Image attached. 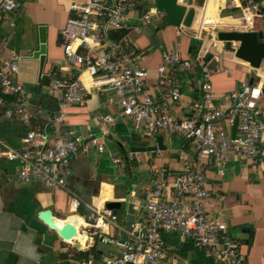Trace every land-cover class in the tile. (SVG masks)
Segmentation results:
<instances>
[{
    "label": "crops",
    "instance_id": "1",
    "mask_svg": "<svg viewBox=\"0 0 264 264\" xmlns=\"http://www.w3.org/2000/svg\"><path fill=\"white\" fill-rule=\"evenodd\" d=\"M85 1L22 0L20 9L1 18L0 64L11 61L14 54L21 56L18 78L28 90L33 111L37 106L44 113L59 109L60 94L51 90L49 74L56 70L64 76L76 71L65 61L60 32L69 6L73 2ZM178 2L187 9H194L190 26L170 25L164 12L153 13L151 22L146 24L145 14L150 7H156L155 0H148L130 11L123 31L115 35L116 38L123 35L129 39L137 64L148 71L146 83L153 93L156 92L157 69L162 63L164 50L188 56L200 49L204 52L220 32L246 31L244 0ZM40 26L46 27L44 73L47 83L38 82L39 61L32 57L39 48ZM250 31L262 33L264 38L259 22ZM204 33H208L206 39ZM218 43L224 44L220 40ZM221 67V71L212 77L213 88L220 101H227L228 93L237 89L241 81L264 82V62L260 68H254L227 49H224ZM199 74L198 66L177 72L182 98L174 104L173 116L183 118L189 114L193 101L199 95L195 87ZM65 111V127L81 135L90 130L103 143L104 150L98 152L93 147L87 156L81 155L73 160L66 188H50L40 181H20L17 178L18 164L0 158V264H75L85 259L82 254L91 248H96L97 255H89L88 258L95 264H102L106 256L118 254L121 248L93 239V234L87 231L96 211L105 208L108 202H119L121 207L113 210L118 214L121 226L127 228L132 223L130 221L143 220L147 201L145 191L152 184L153 169L164 166L173 175L182 169L185 161L194 159L195 147L189 142L168 133L154 138L146 136L120 114L114 102L99 93L92 92L82 104L67 107ZM106 115L113 118L112 123L103 121ZM44 124V117L38 114L24 123L14 111L13 98L0 94V139L18 148L29 130ZM49 132L56 136V127L50 126ZM130 152L137 155L126 167L114 162L115 158L127 160ZM207 162L210 192L207 211L225 222L231 234L243 241L244 264H264V171L245 160L231 159L218 163L211 159ZM73 196L82 199L76 212L71 209ZM47 209L51 210L56 222L73 221L81 229L80 235L85 243L79 245L78 239L64 240L51 230L39 218V214ZM108 231L115 239L126 237L123 229L113 225ZM163 235L169 248L168 263L215 264L207 252L196 247L191 239L177 232Z\"/></svg>",
    "mask_w": 264,
    "mask_h": 264
},
{
    "label": "built area",
    "instance_id": "2",
    "mask_svg": "<svg viewBox=\"0 0 264 264\" xmlns=\"http://www.w3.org/2000/svg\"><path fill=\"white\" fill-rule=\"evenodd\" d=\"M146 2L87 0L69 6L60 33L65 61L76 71L64 76L56 70L49 74L51 90L60 94L56 112L44 113L40 106L31 110L28 90L18 78L20 55L14 54L11 61L0 64V92L13 98L15 113L24 123L37 114L45 119L43 127L25 134L18 148L0 139V158L18 164L20 181H40L50 188H66L72 161L87 156L93 147L102 152L104 145L90 130L86 135L69 131L64 125L65 108L82 104L92 92L104 95L146 136L154 138L168 133L189 142L195 153L194 159L185 161L176 174L170 175L164 166L153 169L152 184L145 191L143 220L124 228L114 210L105 207L96 211L88 228L100 242L121 248L118 254L106 256L102 264H171L167 262L169 248L163 235L167 232L191 239L215 264H244L243 241L231 234L225 222L207 211L210 198L207 161L245 160L264 171V82L241 81L237 89L228 93L227 101H220L212 77L222 69L226 48L225 43L221 46L213 39L204 52L200 49L188 56L164 50L153 93L146 83L148 71L137 64L129 39L123 35L115 37L123 31L130 11ZM244 3L245 32H251L256 22L264 31V0H244ZM21 6L22 0H0V21L4 14ZM153 13L159 14L155 6L145 14L146 24L151 22ZM232 46L237 48L239 43ZM207 52L213 54L209 61L205 60ZM195 66L200 71L195 79L198 98L186 117L177 118L172 115L174 104L182 98L177 72ZM103 121L112 123L113 118L106 115ZM52 125L57 130L54 137L49 132ZM136 155L130 152L127 160L115 158L114 162L126 167ZM81 202L80 197L73 196L71 209L76 212ZM110 225L123 229L125 239L110 237ZM75 264H95V261L88 258Z\"/></svg>",
    "mask_w": 264,
    "mask_h": 264
},
{
    "label": "water",
    "instance_id": "3",
    "mask_svg": "<svg viewBox=\"0 0 264 264\" xmlns=\"http://www.w3.org/2000/svg\"><path fill=\"white\" fill-rule=\"evenodd\" d=\"M182 3H188L181 0ZM178 0H155L156 8L159 12H164L170 25L178 26L184 24L190 26L195 14L193 8L187 9L184 5L179 4ZM219 40L225 43V48L235 53V56L241 60L249 62L254 68H259L264 61V38L262 33L245 32V31H226L220 32ZM39 48L33 52L32 57L39 61L38 82L47 83V75L44 73L45 60L47 55V36L46 27H39ZM239 43L237 48L233 47V43ZM212 54L207 53L205 60L209 61ZM252 83V82H250ZM119 202H108L106 208H120ZM39 218L64 240L75 241L81 234V229L76 226L73 221L64 220L61 225H58L52 215L50 209H47L39 214ZM133 222V221H130ZM90 234L94 233L88 229Z\"/></svg>",
    "mask_w": 264,
    "mask_h": 264
},
{
    "label": "trees",
    "instance_id": "4",
    "mask_svg": "<svg viewBox=\"0 0 264 264\" xmlns=\"http://www.w3.org/2000/svg\"><path fill=\"white\" fill-rule=\"evenodd\" d=\"M1 94V92H0ZM89 255H97V250L96 248H91L89 251H87L86 253H83L82 256L85 258V259H88Z\"/></svg>",
    "mask_w": 264,
    "mask_h": 264
},
{
    "label": "bare ground",
    "instance_id": "5",
    "mask_svg": "<svg viewBox=\"0 0 264 264\" xmlns=\"http://www.w3.org/2000/svg\"><path fill=\"white\" fill-rule=\"evenodd\" d=\"M182 1H184V2H189L190 0H182ZM264 62V61H263ZM263 62H262V64H263ZM262 64H261V66H262ZM260 66V67H261ZM259 67V68H260ZM57 224L58 225H61L62 224V222L61 221H57ZM78 241L80 242L79 243V245H82V244H84L85 242H84V238H83V236H81V235H79V237H78ZM82 247V246H81Z\"/></svg>",
    "mask_w": 264,
    "mask_h": 264
},
{
    "label": "rangeland",
    "instance_id": "6",
    "mask_svg": "<svg viewBox=\"0 0 264 264\" xmlns=\"http://www.w3.org/2000/svg\"><path fill=\"white\" fill-rule=\"evenodd\" d=\"M221 30H224V29H221ZM207 34H208V33H206V34L204 33V34H203V37H204L205 39L207 38ZM214 40H215V42H217V43L219 42L217 36L214 38ZM183 141H184V140H183Z\"/></svg>",
    "mask_w": 264,
    "mask_h": 264
}]
</instances>
